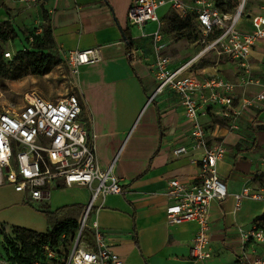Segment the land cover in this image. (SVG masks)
Here are the masks:
<instances>
[{"label":"crops","instance_id":"0c3cea01","mask_svg":"<svg viewBox=\"0 0 264 264\" xmlns=\"http://www.w3.org/2000/svg\"><path fill=\"white\" fill-rule=\"evenodd\" d=\"M0 1L10 10L23 6L16 1ZM132 2L49 0L46 6L30 7L41 13L47 11L62 58L69 49L100 47L102 58L81 68L76 90L83 99L82 116L92 120L97 133L99 162L107 166L116 159L114 173L124 191L108 194L104 205L94 209L92 219H98L122 264H237L238 261L248 264L264 255L261 244L243 235L264 212V199L246 197L237 205L235 193L246 185L256 189L262 186L264 108L255 104L243 107L237 129L230 128L217 106L201 110L200 120L210 143L224 140L229 146L217 165L229 193L211 204L213 256L204 262L193 260L190 247L198 226L195 222L169 224L164 193L172 178L198 180L200 169L194 159L201 157L203 150L191 148L188 153H174L176 147L190 145L192 125L177 93L166 89L148 103L158 84L153 70L152 38L142 37L129 22ZM263 2L248 1L247 14L241 19L246 30L251 28V15L260 12ZM161 12L165 15L167 8ZM14 18L10 11L0 8V21ZM156 28V22H149L144 31L151 34ZM125 30L131 35L132 45ZM171 34L164 33L168 50L173 62L180 65L199 47L187 38ZM138 47L145 51L147 59L130 56V50ZM250 60L252 78L257 79L237 87V103L264 92V39L254 47ZM61 65L64 63L57 67ZM193 69L202 75L220 73L233 81H239L242 74L236 60L217 59L213 54L197 62ZM90 193L85 186H61L48 200L31 201L12 186H0V225L12 223L46 231V210L71 204H81L85 209ZM26 199L40 207L27 203Z\"/></svg>","mask_w":264,"mask_h":264},{"label":"built area","instance_id":"2783aa9c","mask_svg":"<svg viewBox=\"0 0 264 264\" xmlns=\"http://www.w3.org/2000/svg\"><path fill=\"white\" fill-rule=\"evenodd\" d=\"M16 1L28 7L46 6L49 0ZM249 0H239L232 10H224L215 0H133L128 10L129 22L141 30V36L150 35L154 54L153 70L157 79V93L166 89L177 93L192 122L190 145L174 149L176 155L188 153L191 148L202 149L203 154L194 159L199 165V178L187 181L172 178L164 195L167 197L166 218L169 224L195 222L197 232L190 247L193 260L206 261L213 256L211 231V204L223 200L229 193L227 184L218 172V161L229 151L224 140L210 143L205 125L200 120L203 107L217 106L219 114L229 121L231 129L239 127L245 106L264 108V92L237 103L239 85L256 81L251 73V55L254 47L264 39V2L259 13L251 15V28L241 24L247 14ZM175 11L182 18L195 15L199 24V38L193 41L199 47L191 58L178 65L168 50L169 42L163 31L164 12ZM156 22L157 28L148 34L144 26ZM219 59L230 57L239 64L241 79L233 81L220 73L202 75L193 66L212 55ZM14 54L5 52L6 58ZM130 56H143L138 47ZM102 58L100 47L74 48L63 54V63L74 78L75 91L65 97L48 99L38 93L26 92L24 104L0 106V186H12L31 201L48 200L61 186L79 185L90 189V197L71 236L62 234L60 245L46 242L42 245L41 259L33 262L10 259L0 253V264H122L123 260L110 245L98 219H91L93 209L104 205L108 194L124 191L115 175L116 159L102 166L98 159L97 133L92 120L82 116L83 99L76 90L81 68ZM254 79V80H253ZM264 165V156L262 158ZM237 205L246 197L264 199V185L259 188L244 186L235 193ZM90 228L86 235V228ZM263 246L264 227L253 224L243 233ZM69 237L64 245L63 241ZM207 264V263H203ZM248 264H264V255Z\"/></svg>","mask_w":264,"mask_h":264},{"label":"trees","instance_id":"16d2710c","mask_svg":"<svg viewBox=\"0 0 264 264\" xmlns=\"http://www.w3.org/2000/svg\"><path fill=\"white\" fill-rule=\"evenodd\" d=\"M216 5L224 10H232L238 5L239 0H215ZM9 11V7L0 1V8ZM42 31L33 32L30 36L31 44L28 47L16 51L12 58H6L7 50L0 44V76L17 79L30 74L46 75L54 68L62 64L63 58L56 46L53 29L49 22L47 11H43ZM166 21L167 30L174 33L179 38H187L196 41L199 38V24L195 15H188L182 18L175 11L167 12L162 18ZM164 33L167 30L163 27ZM127 41L132 45L133 41L130 33L125 30ZM19 36L14 21H0V40L7 42ZM261 184L264 185V172L261 177ZM84 206L81 204H71L60 207L56 210H46L48 228L46 231H37L22 226H14L10 236L3 239L0 253L7 255L11 260L33 262L41 259L42 245L49 242L60 245L62 234L72 236L78 227V220ZM254 224L264 227V212L259 214ZM69 241V237L63 241L64 245ZM237 264H243L238 261Z\"/></svg>","mask_w":264,"mask_h":264},{"label":"rangeland","instance_id":"374dc122","mask_svg":"<svg viewBox=\"0 0 264 264\" xmlns=\"http://www.w3.org/2000/svg\"><path fill=\"white\" fill-rule=\"evenodd\" d=\"M9 11L15 16L14 24L19 36L7 42H2L0 40V44L5 50L14 54L19 49L30 46L32 40L30 36L33 32L42 31L41 24L43 22V16L40 11H36L35 9L25 5H19L13 10ZM133 27L135 32L139 34L141 33V30L136 25ZM163 27L165 30H167L166 21H163ZM167 32L171 34L170 31L167 30ZM174 35V33L171 34L172 37ZM73 91H75L74 78L70 74L66 65H61L60 67L55 68L52 73L47 75L30 74L17 79L0 76V106H19L24 104V95L26 92H35L48 99L54 100L65 97ZM26 202L34 205L36 208L40 207L37 202H30L27 199ZM93 213L94 209L90 215L89 225L91 224L90 222ZM14 226L20 225L12 223H8L6 226L0 225V252L2 250L4 237L10 236ZM21 226L33 229L30 226ZM89 231L90 228H86V235L89 233Z\"/></svg>","mask_w":264,"mask_h":264},{"label":"bare ground","instance_id":"6f19581e","mask_svg":"<svg viewBox=\"0 0 264 264\" xmlns=\"http://www.w3.org/2000/svg\"><path fill=\"white\" fill-rule=\"evenodd\" d=\"M33 95L32 92L30 93V96Z\"/></svg>","mask_w":264,"mask_h":264}]
</instances>
